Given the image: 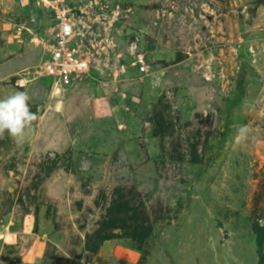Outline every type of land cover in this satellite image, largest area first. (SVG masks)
I'll use <instances>...</instances> for the list:
<instances>
[{
	"label": "rangeland",
	"instance_id": "rangeland-1",
	"mask_svg": "<svg viewBox=\"0 0 264 264\" xmlns=\"http://www.w3.org/2000/svg\"><path fill=\"white\" fill-rule=\"evenodd\" d=\"M123 3L143 74L54 90L42 0L0 38V98L37 117L0 138V264H264V0Z\"/></svg>",
	"mask_w": 264,
	"mask_h": 264
},
{
	"label": "built area",
	"instance_id": "built-area-1",
	"mask_svg": "<svg viewBox=\"0 0 264 264\" xmlns=\"http://www.w3.org/2000/svg\"><path fill=\"white\" fill-rule=\"evenodd\" d=\"M123 2L42 0L52 20L45 36L47 56L40 68L54 90L74 87L96 73H112L118 78L137 70L141 74L147 71L143 56L131 53L126 61L118 42L122 36L120 23L132 14V8Z\"/></svg>",
	"mask_w": 264,
	"mask_h": 264
},
{
	"label": "crops",
	"instance_id": "crops-1",
	"mask_svg": "<svg viewBox=\"0 0 264 264\" xmlns=\"http://www.w3.org/2000/svg\"><path fill=\"white\" fill-rule=\"evenodd\" d=\"M31 3L32 0H0V38L2 37L4 39H7L9 42L13 39V37H18V33L20 32H16L17 34H9V32L14 29L13 26H17L19 24V18L26 14V12L29 10V6ZM13 22H16V24H14ZM5 63L9 64L10 59L7 60V62ZM92 103L93 111H95V117L103 119L111 115L110 110L108 108L106 109V105L103 101L95 100ZM101 112L105 113L102 114ZM13 238L14 239H12L11 237V240H13V244H17V237L14 236ZM21 239L25 241L24 238ZM26 241L24 243H20L21 257L25 262L28 261L30 258H32V262H35V258L38 257V251L36 253L37 247H43V242L33 237L30 239L27 238Z\"/></svg>",
	"mask_w": 264,
	"mask_h": 264
},
{
	"label": "clouds",
	"instance_id": "clouds-1",
	"mask_svg": "<svg viewBox=\"0 0 264 264\" xmlns=\"http://www.w3.org/2000/svg\"><path fill=\"white\" fill-rule=\"evenodd\" d=\"M29 100L25 91L0 98V138L7 132L18 146L25 142L26 129L37 119L30 109Z\"/></svg>",
	"mask_w": 264,
	"mask_h": 264
},
{
	"label": "trees",
	"instance_id": "trees-1",
	"mask_svg": "<svg viewBox=\"0 0 264 264\" xmlns=\"http://www.w3.org/2000/svg\"><path fill=\"white\" fill-rule=\"evenodd\" d=\"M260 234V233H259ZM261 245H262V242H261ZM262 263L261 264H263V261H261Z\"/></svg>",
	"mask_w": 264,
	"mask_h": 264
}]
</instances>
